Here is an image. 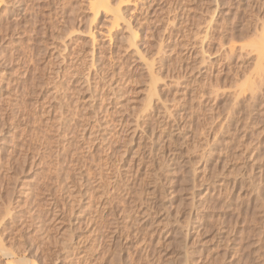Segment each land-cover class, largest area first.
I'll list each match as a JSON object with an SVG mask.
<instances>
[{
    "label": "rangeland",
    "instance_id": "rangeland-1",
    "mask_svg": "<svg viewBox=\"0 0 264 264\" xmlns=\"http://www.w3.org/2000/svg\"><path fill=\"white\" fill-rule=\"evenodd\" d=\"M104 1L0 0V264H264V0Z\"/></svg>",
    "mask_w": 264,
    "mask_h": 264
},
{
    "label": "bare ground",
    "instance_id": "bare-ground-1",
    "mask_svg": "<svg viewBox=\"0 0 264 264\" xmlns=\"http://www.w3.org/2000/svg\"><path fill=\"white\" fill-rule=\"evenodd\" d=\"M94 2V1H93ZM99 2H100V5L101 4H104V0H99ZM115 19V18H114ZM133 34V33H132ZM134 34H135V32H134ZM264 44V43H263ZM260 46H261V44H260ZM261 48V47H260ZM264 53V52H263ZM260 56H261V54H260ZM259 56V57H260ZM264 56V55H263ZM263 56L261 57L262 59H263ZM257 59H258V56H257ZM258 61V60H257ZM263 61V60H262ZM263 63V62H262ZM261 64V63H260ZM151 65V64H150ZM150 68V67H149ZM257 68V67H256ZM261 68H263V67H261ZM260 68V69H261ZM150 69H152V68H150ZM259 69V68H258ZM151 71V70H150ZM258 71V70H257ZM261 72H262V70H260ZM263 72H264V70H263ZM259 75V74H258ZM259 76H261V75H259ZM259 78H261V77H259ZM259 78H258V80H259ZM154 80H155V78H154ZM155 82H156V80H155ZM262 82V81H261ZM152 83H154L153 82V80H152ZM258 81H257V83H255V84H257V86H258ZM261 83H259V85H260ZM152 85V84H151ZM153 86H155V85H153ZM261 86V85H260ZM260 86L258 87V88H260ZM252 87V86H251ZM255 88H256V86H255ZM154 89V88H153ZM255 90V89H254ZM258 90V89H257ZM256 91V90H255ZM259 91V90H258ZM257 91V92H258ZM153 92V91H152ZM259 93V92H258ZM251 94V93H250ZM255 99V98H254ZM253 99V100H254ZM164 159H166V158H164ZM168 160V159H167ZM162 161H163V159H162ZM164 162V161H163ZM167 162V161H166ZM3 225H5V222L2 220V225L1 226H3ZM3 228V227H2ZM1 242H2V240H1V238H0V253H2L3 255H11V254H9V250H6V248H4V246H2V244H1Z\"/></svg>",
    "mask_w": 264,
    "mask_h": 264
}]
</instances>
